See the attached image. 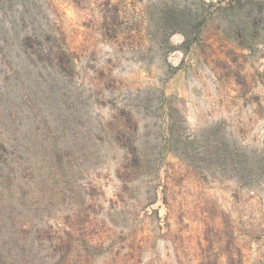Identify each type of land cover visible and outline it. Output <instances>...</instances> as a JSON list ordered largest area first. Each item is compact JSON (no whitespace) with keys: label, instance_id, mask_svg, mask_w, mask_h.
<instances>
[{"label":"rangeland","instance_id":"obj_1","mask_svg":"<svg viewBox=\"0 0 264 264\" xmlns=\"http://www.w3.org/2000/svg\"><path fill=\"white\" fill-rule=\"evenodd\" d=\"M23 223L95 264H264V0H0V233Z\"/></svg>","mask_w":264,"mask_h":264},{"label":"trees","instance_id":"obj_2","mask_svg":"<svg viewBox=\"0 0 264 264\" xmlns=\"http://www.w3.org/2000/svg\"><path fill=\"white\" fill-rule=\"evenodd\" d=\"M28 225L23 223L14 234L0 233V264H95L93 254L74 253L76 241L71 227L58 228L54 234L39 232L33 237ZM45 242L50 244L52 254L41 250Z\"/></svg>","mask_w":264,"mask_h":264}]
</instances>
